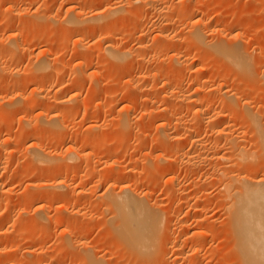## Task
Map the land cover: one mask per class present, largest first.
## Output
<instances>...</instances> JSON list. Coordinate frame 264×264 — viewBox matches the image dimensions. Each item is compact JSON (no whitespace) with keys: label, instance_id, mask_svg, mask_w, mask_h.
I'll list each match as a JSON object with an SVG mask.
<instances>
[{"label":"rangeland","instance_id":"obj_1","mask_svg":"<svg viewBox=\"0 0 264 264\" xmlns=\"http://www.w3.org/2000/svg\"><path fill=\"white\" fill-rule=\"evenodd\" d=\"M181 1L164 0L166 10L160 12L153 9L152 4L145 3V0H0V37L4 32L20 33L22 25L31 30L27 50L18 49L17 56L21 57L23 64L10 59L2 61L0 58V137L11 140V143L0 148V182H4L0 189V228L4 227L5 231L0 234V248L6 251L0 254V264H90L86 250L93 255H105L104 262L106 259L107 261L104 264H135L136 256L126 253L125 246L123 248L122 243L114 239L115 227L112 229V223L115 222L111 221L110 217L113 219L114 216L110 215L115 213L107 209L109 207L104 203L106 197H101L108 187V179L116 176L120 178L117 190L125 185L127 176L141 183L140 192L152 187L149 198L152 203L155 202L156 207L159 204V213H163L161 217L165 219L161 218L165 221L164 225L169 224L167 221L170 216H176L192 225L191 235L193 231L203 233L210 230L203 238L183 234L186 236H183V240H190L185 243L187 259L193 253L201 260L206 258L208 261L204 264H239L231 246L232 236L227 231L228 200L223 196L217 170L236 169L239 162L246 163V166L249 162L251 166L248 165V172L255 178L264 179V151L259 146L261 134L251 117L256 115L259 129L264 128V0L197 1L204 9L202 12L206 10V13L198 16L202 28L211 31L218 27L222 35L211 36L212 39L223 40L226 45L240 46L249 57L247 68L205 53L203 48L192 43L190 29L179 26L187 15L186 11L182 8L177 14H173V7ZM102 2L105 6L117 4L123 8L105 15L91 26L75 23L71 20L73 15H67L70 12L68 9L76 7L82 8L80 14L86 17L87 14L91 15L94 8L104 5ZM44 23L50 25L41 30L39 27ZM162 32H173L176 37L173 41H167L160 37ZM117 36L119 40L115 39ZM79 40L83 43L80 44ZM114 40L118 49L129 53L120 66L108 56V52L103 50V53L101 50ZM141 43H146L147 47L135 49ZM12 45L17 51L16 42ZM3 50L4 48L0 49V56ZM199 53L201 57L198 58L196 55ZM183 55L188 58L187 71L177 76L179 64L174 62L173 57ZM47 56L51 59L50 66L43 59L46 60ZM29 64L31 67L44 66L50 83L47 90L45 88L40 94L33 93L37 89L36 83L31 82L26 87V91L32 96L35 94L37 99L44 94L47 96L56 93L61 96L71 88H77L72 96H76L80 102L65 101L70 108L63 109L64 115L60 112L61 120L54 122L55 124L44 122L41 111H50L48 113L52 116L58 113V106L62 102L51 105L42 99L45 102L44 105L41 103L43 107L40 108L41 98L31 105L20 97L16 104L10 103L8 97L18 88L23 74L16 77V81L10 85L5 82L3 84V81L11 78L12 69L24 68ZM73 71L78 72V75ZM142 73H151L152 77L136 81ZM167 83L175 88L173 98H164L168 91L165 85ZM147 84L155 88H145L140 94L135 92L136 86L143 88ZM199 86L208 94L197 98L201 97L205 102L212 101L214 104L206 119L208 123L200 122L198 115H195L197 108L188 107V104L181 106L176 97L182 91H193L192 88H200ZM72 93L66 94L65 98L69 99ZM23 96L26 98L27 94ZM129 101H133V105H129ZM98 102L99 112L97 118H94L92 113ZM25 103L30 109L34 108L31 115H25L28 118L30 116V122L28 118H24ZM170 106L183 113L185 125L189 128L187 130L184 125L182 127L174 122L169 127V131L175 136L171 143L164 136L161 138L163 132L157 129L161 120L168 116L165 108ZM70 115L71 120L66 122L65 117ZM190 129L192 133L189 132ZM87 130L93 135L85 136V139L83 135ZM185 130L188 132L185 133ZM77 135H82L84 139L79 141V149L92 145L94 151L88 150L86 155L82 154L80 158L75 156L76 159L71 160L65 150L71 138ZM237 136L238 142L246 150L252 151L245 155L243 153L246 151H243V156L239 155L243 157L241 159L235 153L233 156L231 149L230 141ZM193 140L196 142L195 146H192ZM36 142L38 145L41 143L40 145L59 149L58 152H52L53 155L57 154L58 158L53 156L57 162L50 163L48 160L45 164L38 163L36 154L28 150ZM170 145L181 146V153L170 149ZM213 153L217 154L216 157ZM159 156L161 157L158 158ZM171 157L177 158V163L179 162L175 168V173L180 178L176 185L164 184L163 180L167 176H163L162 181L159 178L152 181V173L145 167L165 164L167 158ZM159 159L162 160L159 162ZM137 160L142 163L139 166L144 170L132 173L130 169L137 166ZM53 163H59V167H54ZM58 182L72 183L76 188L70 185L69 188L66 185L55 186ZM174 187L178 188L177 191ZM185 189L186 197L180 193ZM176 194L183 197V202L169 205L171 195ZM43 205L45 209L38 210ZM193 205L202 210L199 217L206 219V223L202 224L204 227L194 222L196 210ZM20 229L35 233L33 236L23 234L14 240ZM164 234L165 230L160 236V242L166 238ZM170 236L174 240V235ZM197 243L202 247L198 252H193L192 246ZM160 245L154 256H148L149 264H166L167 260V263L170 261L172 264L175 258L171 247L173 244L169 246L172 253H168L166 260L162 259Z\"/></svg>","mask_w":264,"mask_h":264},{"label":"bare ground","instance_id":"obj_2","mask_svg":"<svg viewBox=\"0 0 264 264\" xmlns=\"http://www.w3.org/2000/svg\"><path fill=\"white\" fill-rule=\"evenodd\" d=\"M197 1L198 0H182L179 4H177L176 6L173 7V14H177L179 12V10L182 9V8L186 11V14H187V15H185L186 17H184L183 22L181 21L179 26H181V28H183V29H186V28L190 29V34H191L190 40L192 41V43L194 45H196V46H198L200 48H203V52L212 54L213 56H215L217 58H220V59H226L227 61L230 60L235 65H239V66H243V67L247 68L248 67L247 64L249 65V57L247 58L246 53L243 52V50L240 48V46H238L237 44L226 45V44L223 43V40L215 41L214 39H212L211 36H217V35H220V34L222 35L221 30H219L218 27H215L211 31L208 30V29L202 28L203 25H202L201 20H198V16L200 14L206 13V10L204 12H202L204 9L201 8L200 5H198L199 3H197ZM145 3L152 4L153 5L152 6L153 9H155L156 11L164 12L166 10V8L164 7V0H145ZM122 8H123V6H121V5L119 6L117 4H115L114 6H105V4H104L102 6L100 5V6L96 7V8H94V11H92L91 15L87 14L88 16L86 15V17H84V16H82L80 14L82 12V10H81L82 8L79 9V8H76V7H72L70 9H68V10H70V12L67 15H69V14L73 15L71 20L73 22H75V23H78V24H82V23L85 24L86 23L87 25L91 26L92 23H96L100 19H103V17L105 15H110V14L116 13V12L120 11ZM49 25L50 24H48V23L47 24L44 23L43 26L41 25L42 27H39V28H41V30H42L43 28L45 29L46 27H49ZM22 27H23V29L21 30L20 33L18 32L17 34H12V33L10 34V32L9 33L4 32L1 35V37H0V49L4 48V50H3L4 52L0 56L2 61H8V59H10V60L20 61L21 62V60H20L21 57L17 56L18 55V49L20 48L22 51L23 50L24 51L27 50V48L29 47V43L31 41V39L29 38V33L31 32V30L28 29V27H26L25 25L24 26L22 25ZM179 29H180V27H179ZM160 37L164 38L167 41H170V40L173 41V39L176 37V34L174 35L173 32L170 33V34L168 32L167 33L166 32H162V34H160ZM19 38H20V40H19ZM115 39L119 40V37L115 38ZM12 42L13 43L16 42L17 47H18V48L16 47L17 51L14 48L15 44L13 46ZM79 43L80 44L83 43L82 40H79ZM10 45H12L13 47L10 46ZM117 47H118L117 43L115 45V40H114V41H111L106 47H104V49H101V50L102 51L104 50L105 52H108V54H109L108 56L112 60L115 61L117 66L118 65L120 66V65L123 64L126 56L129 53L121 51L120 49H118L119 47L118 48ZM146 47H147L146 43L145 44L141 43V44H137L135 49H143V48H146ZM104 51H103V53H104ZM103 53H102V55H104ZM19 54H21V53H19ZM201 54H202V52H201ZM201 54L200 53L197 54L198 56L196 55V57H198V58L201 57ZM23 55H25V53H23ZM186 55L185 56L183 55V56H174L173 57L174 62L176 64L181 65V66L178 65L179 70H178V72L176 71L177 72V76L183 75L184 72L186 73V71H187V66H188V60H187L188 58H187V56L188 55L187 56ZM46 58H47L46 60H45V58H43V59H44V61H46L45 63L47 65H49V63L51 62V59L49 58V56H47ZM33 66L31 67L30 64H29L28 66H26L24 68H17L16 67L15 70L12 69V71H11V73H12L11 74V78L3 81V84L6 83V84L10 85V84H12L14 82L16 77H20V75L23 74V78L20 79V81H19L18 88L16 87L17 88L16 91L15 92H11L10 96L8 97L9 100H10V103L11 104L12 103L16 104L15 102H17L20 97H23L24 99H26L27 104H29V102H30L31 105H32V102H37L41 98V100L39 102L40 108L43 107L41 105V103L43 104L45 101L49 102V104H51V105H53L54 103L56 104L57 102H58V104H60L62 102L61 103L62 105L58 106L59 107V109L57 110L58 113H55L52 116L49 114L50 111H48L49 113L46 112L44 109H42V111H41L42 112L41 115H42V118H43L44 122H47L48 124H51V123L53 124L54 122L57 123L58 120H61V116L64 115V113H65L63 109L64 108L67 109L69 107L68 104H65L66 103L65 101L69 100L68 102H71L72 100H74L75 102L76 101L78 103L80 102L78 99H76L75 94H74L75 97L72 96L73 95L72 92H74V90H76L77 88L74 87V88H71L70 90L67 91L68 93H72V94H70L72 97L69 96L70 97L69 99L65 98L67 96L66 94H68V93H66L64 95H61V96L59 94H56V93L54 95H47V96H45V94H44L43 97H40V98L37 99L35 97L36 96L35 94L32 96L31 93H28L26 91V87L31 82L36 83L37 89L33 93H39L40 94V93H42L44 91L45 88L47 90V88H48L50 83H49L47 75H45L46 74V69L44 68V66H41V65L34 66V67ZM82 67L83 66L81 64V68ZM0 68H2V67H0ZM83 69H84L83 72H85V68H83ZM122 69H123V67H122ZM122 69H119V70H122ZM44 71H45V73L43 74ZM88 72L89 71H87V73ZM75 73H76V71L74 72V74ZM89 75H91V74H89ZM156 75H158V74H156ZM84 76H85V74H84ZM149 77H152L151 73H149V74H143L142 73V74L138 75V78H137V76L136 77L133 76V78H137L136 81L138 80V82H141L144 79L146 80ZM101 83H99V84L102 85ZM171 84H172V82H171ZM171 84H168V83L165 84L166 88H168V91L165 93L166 95H165L164 98H173L175 96V93H176L175 92V88H172ZM168 86H170V87H168ZM137 87L138 86L135 87V92L138 93V94L143 93V90L145 88H147V89L148 88H155V86L153 87V86L148 85V84L145 85L143 88H137ZM193 87H194V85H193ZM1 88H2V79L0 80V89ZM202 88L201 87L200 88H196V89L192 88L193 91L189 90L187 92H183L182 91V94L178 95L176 97H177L178 101L182 104L181 106H184V104H186V105L188 104V107L192 106L193 109L197 108L196 111H195V115H198V117L200 119V122L204 123L206 121L207 117L210 116L209 113H211V111L213 110L212 108L214 107L213 106L214 104L212 103V101L211 102L210 101L209 102H205L203 100V98H201V97L197 98V96H201L203 94H208V93L205 92L206 90H204V88L203 89ZM24 91H26V94H27L26 98H25V96H23V95H26V94H24L25 93ZM6 92H8V91H6ZM8 98H7V100H8ZM42 99L45 100V101L42 102L43 101ZM21 100L22 99H20V101ZM130 100H132V97H131ZM86 102H89V101H86ZM133 103H134L133 101H129L128 104L129 105L130 104L133 105ZM27 104L25 105V107L23 106L25 108L24 111H23L24 116L25 115H27V116L31 115V112L34 110V108L30 109L29 105L27 107ZM99 106H100V104L98 102L97 103V107L95 106V110L92 113V116H94V118L96 117V115L99 112ZM130 109H131V106H130ZM178 110H175L174 106H170L168 108H165V111H166L168 116L164 117L161 120V123L158 125V128H157L158 131L160 130V131L163 132V135H162L161 138H163V136H164L167 139V141L170 140V143L172 142L171 139H175V136L169 131V127L174 122H175L174 124L181 125L182 127L184 125L186 127L185 122H184L185 118H183L184 115L180 111L177 112ZM62 111L64 113H62ZM43 112H45V113H43ZM60 112L62 113V115L60 114ZM52 114H53V112H52ZM27 116H25L24 118L27 119L28 118ZM255 116L256 115L253 114L251 117H253V121L255 122V124L258 127L257 128L258 132L261 134V140H259V146H261L262 151H264V128L263 129H259L260 125L257 122V120H255L256 119ZM1 117H0V120H2ZM167 117H169L170 119H168ZM70 118H71V115L68 116V117L66 116L65 117V121L68 122L69 120H71ZM29 119H30V116H29L28 120ZM30 120H29V122H30ZM25 121H27V120H25ZM206 123H208V121H206ZM40 126H42V125H40ZM64 127H66V125H64ZM186 129H187V127H186ZM187 130H189V128ZM187 132L188 131H186L185 133H187ZM189 132L192 133V130L190 129ZM220 132L221 131H218V133H220ZM223 132H225V131H223ZM190 133H188V134H190ZM92 135H93V133L91 131L87 130L86 134L83 135L84 137L82 135H77V136L71 138L69 144L67 145V149L65 150V152H68L67 153L68 157L71 158V160L72 159H76L77 156L80 158V156L82 154L86 155L85 152H87L88 150H93L94 151V149H93L94 147H92V145L91 146H87L86 149H79L78 148L79 141H81L83 138H85V136L90 137ZM190 135L193 136V134H190ZM38 137H37V139H39ZM165 138H164V140H166ZM237 138H238V136L237 137H233L231 139V141H230L231 142V149H232V152H233V156L236 154V156L238 155L237 158H240V157L243 158L242 157L243 154L245 155L247 152H249L251 150H249V151L246 150L247 148L243 147L238 142ZM28 139H29V137H28ZM8 143H11L10 139L0 137V148L6 146ZM195 143H194V140H193L192 146L193 145L195 146ZM237 143H239L238 146H237ZM39 145L36 142V143H33L28 148L29 151H33L34 154H36L35 155V159H36V161L38 163L40 162V163L45 164L48 160L50 161V163H51V161L52 162L53 161L57 162L56 157L58 158V156H57L56 153L53 155L52 152H58L59 149H56L55 146H48V145L47 146H45V145H40L39 146ZM50 145H53V144H50ZM174 145H170V149L172 148V150H174V151L176 150L178 152L182 151V147L181 146H179V145L178 146H174ZM97 147H100V146H97ZM164 147H165V145H164ZM162 150L166 151L165 148H163ZM243 151H246V152H244L242 154ZM144 155H146V154H144ZM213 155L216 157L217 154L213 153ZM239 155H242V156H239ZM53 156H56V157H53ZM160 157L161 156H159L158 158H160ZM162 157H164V156H162ZM217 157H219V156H217ZM212 159H214V158H212ZM160 160H162V159H159V162H160ZM165 160H164V162L167 161L165 164L157 163L154 167L153 166L151 167L152 169L151 168H147V166L145 167V169H148L149 171H151L152 174L151 173H149V174H151L152 181H153V179H156V178H159L161 180V178L163 176H167L163 180L164 184L165 183H166V185L167 184H172V185L175 186L176 183L179 181L178 179H180L179 176H177L176 173H175V168H176V166H178V163H179V162L177 163L178 159L171 157V158H167L166 161ZM140 161H139V163H140ZM193 162H194V160H193ZM139 163H138V160H137L136 161L137 166H135L134 168H131V169L129 168L130 171H132V173H138V172L141 173V171L144 170V168L139 166L142 163H140V164ZM247 163H248V165L251 164L249 162H247ZM55 164L58 165L59 163H55ZM245 164L243 162H239V165L236 166L237 167L236 169L234 167L231 170L230 169L229 170L228 169H224V168H223L224 171H221L219 169L217 170V175L220 176L219 177L220 178L219 182L221 181V185L220 186L223 189V196L226 198V200H228V202L226 204V209L228 211V213H227L228 215L227 216L229 217V220L227 221L229 229L227 228V231H229V233L232 236L233 245H231V246H233V248L232 247L231 248L234 249V251L236 252V253L235 252L234 253L237 255V257H236L237 260L236 261H238L239 264H264V179L253 177L252 174L248 172L247 168L249 166L248 165L246 166ZM57 165H54V163H53V166L56 167V168L59 167V165L58 166ZM262 167L263 166H261L260 169H262ZM134 171H136V172H134ZM125 174H124V177L126 178ZM118 179H120L118 176L110 177L108 179V182H107L108 183V187H107L106 191L103 193V195L101 197L102 198L106 197L105 198L106 199L105 202H104V199H103V202L109 207L107 209H111L115 213V215H112V214L110 215V216H114L113 219L110 217L111 221L115 222V223H112V226L113 225L114 226L113 227L111 226L112 229L115 227L114 228L115 234L113 235L115 237L114 239H117L118 242L122 243V246L123 245L125 246V250H126L125 252L126 253L130 252V254L132 253V254H134L136 256L135 264H146V260L148 259V256L150 257L154 253H156V251H158L157 249H158V245H160V243H162V245H160V247L162 246L161 250L163 252V253L161 252L162 259L163 258L164 259L167 258L166 256H168V253L170 252L171 247L173 248L172 251H173V253L175 255V258L173 259V261L170 259L172 261V264H178V263L179 264L180 263L181 264H183V263L184 264H204V262L208 261V260H206V258L204 260H201L200 257H198L196 254H194L195 255L194 256L193 253L191 254L190 252L189 253H190L191 257L189 256V258L187 259L188 255L186 254L187 252L185 250V247H187V246H185V245L187 244L186 242H189L190 240L188 238L187 239L189 241L183 240L184 239L183 236H185V235L188 236L187 234L191 233L192 225H189L190 223L188 224L186 222V220H181L180 218H178L176 216H175L176 220H174L175 217L173 218L172 216H170V220L171 221L168 220L167 222L169 224L167 223L168 225H164L163 221L165 219L163 217H161V215L163 213L162 214L159 213V211H160V209L158 208V207H160L159 204L157 203L158 207H156L155 204H154L155 202L152 203L153 201L149 198V195L151 193L149 191H150V188H152V187H148L147 191H145V192H140L139 191V187H141V183L137 179L130 178L129 176H127L126 181L124 179L125 185L120 187L121 189L117 190L116 186H118L117 185ZM3 183L0 182V189H1V186H4ZM76 184H77V182H76ZM63 185H66L67 188H69V185H70V187L76 188L75 185L72 186V183L69 184L68 182L67 183L66 182H58V183L55 184V186H61V187H63ZM166 185H165V187H166ZM176 187H174L175 191H177V189H178ZM179 189H180V187H179ZM186 191L187 190L185 189L184 192L183 191L180 192V193H182V196L183 195H184V197L187 196V195L185 196ZM178 192H179V190H178ZM173 193H174V191H173ZM182 196L180 194L179 195L176 194L175 196L171 195V197L169 199V202H170L169 205L172 206V205L181 204L183 202L182 201L183 200ZM189 197H190V195H188V200H189ZM44 207H45V205L39 207L38 210H42V209L44 210L45 209ZM192 207H193L194 210H196V213H194L196 215L194 222L202 226V224L206 223L205 222L206 219H201V217H199L200 213L202 215V210L200 211V209H199L200 207L198 208L197 205H193ZM168 209H167V211H168ZM167 211H166V213H167ZM55 217L57 218V216H55ZM161 218L164 219V220L162 221ZM172 219L174 221H172ZM209 221H211V220H209ZM211 222H213V221H211ZM164 223H165V221H164ZM165 227H166V229H165ZM202 227H204V225ZM211 228H209V229H211ZM3 229H4V227L0 228V234H3L5 232ZM163 229L165 230L164 236L166 238H164L163 242H160V236H162L161 234H163V231H164ZM166 231H167V234H166ZM179 231H180V233H179ZM211 231H213V230L211 229ZM7 232L8 231L6 230V233ZM208 232L206 231V232L201 233V231H199V232L198 231H193L192 232L193 234L192 235L190 234V235L192 237H194V238H195V236L199 238V236L200 237H202V236L204 237L205 235H208ZM34 233L35 232H32V231H30L28 229L27 230L26 229H20L15 234L14 240H16V238H18L20 235L27 234V236L28 235L29 236L30 235L33 236ZM183 234H185V235H183ZM170 235H174V236L177 235V237L175 238L174 236H172L174 238V240H173V239H171ZM191 236H189V237L191 238ZM162 239H163V237H162ZM172 240H173V242H171ZM199 241H200V239H199ZM171 243L173 245H171V247H169ZM124 246H123V248H124ZM200 247H202L201 244H199V243L194 244L192 246L193 252H198ZM86 251H87V254H88V256H87L88 260H90V264H104L107 261V259H106L105 262H104L105 255H103V256H101V255L99 256V254L98 255L97 254L93 255V254H91L90 251H88V250H86ZM172 251L170 253H172ZM5 252H6L5 249L1 247L0 248V254L2 255ZM157 255L159 256V254H157ZM147 262H148L147 264H149L150 260L148 259ZM167 262H168V260L166 261V264L170 263V261H169V263H167Z\"/></svg>","mask_w":264,"mask_h":264}]
</instances>
